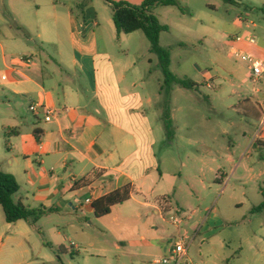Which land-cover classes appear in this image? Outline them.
Here are the masks:
<instances>
[{
  "label": "crops",
  "instance_id": "obj_1",
  "mask_svg": "<svg viewBox=\"0 0 264 264\" xmlns=\"http://www.w3.org/2000/svg\"><path fill=\"white\" fill-rule=\"evenodd\" d=\"M7 1L11 2L9 20L16 31L12 35L0 28V132L9 138L3 159L7 170L1 171L17 179L19 202L31 209H45L49 213L40 222L54 218V224L39 228L38 224L33 226L25 221L6 223L0 229V250L8 251L0 258V264H65L57 250L63 247L65 254L70 253L67 241L75 249L72 255L77 254L80 259V246L64 236L63 229L76 234L88 247H94V242H86L81 220L105 218L95 216L93 205L125 187H130L131 199L123 205L133 203L130 216L133 223L157 226L152 240L144 234L140 237L145 241L141 244L144 257H164L170 240L184 238L192 242L189 257L196 264H264V212L253 213L256 206L251 204L244 214H238L242 203L223 212L219 206L222 197L212 208L207 206L203 210L202 192L210 193L219 187L225 174H218L216 180L200 174L186 176L185 171L194 161L179 153L186 145H197L200 154L195 162L202 164L200 173L204 171L203 165L214 173L212 165L219 167L220 159L236 163L234 148L228 149V154L214 144L190 137L183 138L185 145L179 146L176 138L173 143H165L158 156L155 149L163 140V133L154 121L163 125L161 84L157 92L150 87L137 58L122 61L111 51L112 39L104 36L100 25L92 19L82 23L73 10L65 19H52L49 14L50 19L44 21L38 18L42 0H32L36 9L30 0ZM64 23L69 30L71 64L55 68L44 62L41 51L30 47L21 36L24 32L30 42L40 39L57 43L61 41L59 28ZM126 55L131 56L128 51ZM248 55L264 61V57ZM20 56H32L33 65L21 64L17 60ZM149 62L153 64V59ZM254 83L258 106L263 112L264 84ZM178 89L181 88H176L173 94ZM34 104L54 110L51 122L45 120L41 109L37 113L30 111ZM250 106L247 99L248 113L253 110ZM263 121L264 115L261 124ZM213 135L217 142L219 134ZM258 145H264V141L256 140L252 146ZM18 165L23 169L20 175ZM193 202H198L199 207L192 214H182L185 205ZM123 205L113 207L111 214L115 210L121 212L118 208ZM179 219L186 222L185 236ZM200 224L202 231L194 239ZM131 244L136 243L128 245ZM17 245L21 249L19 254ZM93 259L84 257L83 264H91ZM69 264H76V259L73 257Z\"/></svg>",
  "mask_w": 264,
  "mask_h": 264
},
{
  "label": "rangeland",
  "instance_id": "obj_2",
  "mask_svg": "<svg viewBox=\"0 0 264 264\" xmlns=\"http://www.w3.org/2000/svg\"><path fill=\"white\" fill-rule=\"evenodd\" d=\"M30 1L33 3L32 8L36 9L34 1ZM111 1L139 6L145 0ZM177 2L178 6L160 7L154 11L161 25L168 27V31L161 34L160 44L171 53V71L180 79L194 82L197 87L194 90L178 89L173 94L175 136L171 141L165 137L164 123L162 125L161 121H154L163 133V140L158 143L155 150L160 156L165 143H173L177 138L175 143L184 146L183 138L187 137L206 144H214L228 154L230 153L228 149L233 147L236 163L229 164L225 159H220L219 167L212 165L214 173H211L210 167L206 165H203L204 171L200 173L199 168L202 164L195 162L200 154L197 145H186L179 153L185 156L186 160L194 161L185 171L186 176L194 177L200 174L208 180H216L218 174L221 176L225 174L219 187L210 193L202 192L205 197L204 206L201 207L203 210L207 206L212 208L217 199L222 197L219 206L223 212L228 211L236 203H242L243 208L238 214H244L251 204L257 207L264 200V145L252 146L256 140L264 141L262 140L264 127L260 122L264 111L262 112L258 106L249 64L236 58L231 49L237 48L246 54L264 57V0H177ZM10 5L11 2L7 0L0 2V28L14 35L16 26L9 20ZM70 10H73L82 23L86 19L97 22L104 36L112 39L111 51L122 61L132 62L133 57H136L143 77L157 92L164 77L159 67V59L151 52V44L144 32L118 36L114 28L112 8L103 0H57V3L42 0L38 18L46 21L50 19L49 14H52V19H65ZM59 32L61 41L57 43H47L40 39L30 42V37L24 32L21 37L37 52L41 51L44 62L47 61L51 67L57 68L59 65L63 66V63H70L72 58V49L68 42L69 30L65 23L60 25ZM114 36L116 38L113 40ZM236 36H241L243 41L235 42ZM250 38L256 40L255 46H249ZM127 51L131 55L130 58L126 55ZM150 59H153V64H150ZM83 84L86 85L84 81ZM208 84L212 89L208 88ZM247 99L251 102L252 113L246 111ZM254 109L257 112H254ZM213 133L219 134L217 142L213 139ZM8 140L9 138L0 132V170L4 168L7 170L3 159L7 153ZM16 168L18 174H22V167L18 165ZM20 195L15 196L16 202H19ZM196 204L198 202L187 203L182 214H192V210L199 207V204ZM132 205L131 202L127 203L118 208L122 209L121 212L115 210L111 215L93 220L94 222L81 220L87 234L86 242H94V247H88L89 245L82 243L76 234L63 229V235L71 237V242L80 246L81 252L80 259L77 254L72 255L75 249L67 241L65 245L70 253L59 254L65 264H69L73 257L76 264H83V258L87 256L94 257L91 264H155L154 261L162 256L144 257L141 244H145V241L140 240V237L144 234L149 241L152 240L157 226L134 224L130 219ZM174 210H178L176 204ZM167 219L170 220V217ZM6 223L0 206V229L3 230ZM179 223L185 236L188 234L186 222L179 219ZM51 224H54V218H45L37 226L42 228ZM117 224L122 227H118ZM133 242L136 244L128 245ZM7 251L0 250V258L4 257ZM16 251L18 254L21 252L18 245Z\"/></svg>",
  "mask_w": 264,
  "mask_h": 264
},
{
  "label": "trees",
  "instance_id": "obj_3",
  "mask_svg": "<svg viewBox=\"0 0 264 264\" xmlns=\"http://www.w3.org/2000/svg\"><path fill=\"white\" fill-rule=\"evenodd\" d=\"M103 1L107 2L112 8L113 22L118 34L130 35L139 31L144 32L151 44V52L156 54L159 59V67L164 77L160 88L163 123L167 139L171 141L175 136L171 119L173 91L176 88L194 90L197 85L188 79H180L171 71V53L169 49L162 47L160 44L161 34L168 31V27L161 25L154 11L160 7L178 6V2L177 0H145L141 5L135 6L127 2ZM76 17L78 19V16ZM19 191L20 185L15 176L0 170V206L3 209L6 222L15 224L19 221H25L34 226L49 212L42 208L31 209L21 202H16L15 196ZM130 199V187L118 190L98 200L93 205L95 216L97 218L105 217L111 214L113 207L123 205ZM252 212L255 214L264 212V202L254 207ZM57 253H65V249L61 247L57 250Z\"/></svg>",
  "mask_w": 264,
  "mask_h": 264
},
{
  "label": "built area",
  "instance_id": "obj_4",
  "mask_svg": "<svg viewBox=\"0 0 264 264\" xmlns=\"http://www.w3.org/2000/svg\"><path fill=\"white\" fill-rule=\"evenodd\" d=\"M235 42H242L243 39L241 36H236L234 38ZM249 45H256V40L254 38H250L248 40ZM232 54L240 59L242 62L248 63L250 66V71L252 73L253 81L257 83L264 84V61L257 59L253 56L245 54L241 50L237 48L231 49ZM17 60L23 64L24 66L30 67L34 63V58L32 56H20ZM208 88L212 89V86L208 84ZM42 110L47 122H51L53 119L55 112L53 109L40 104H34L30 107V111L33 113H37L39 110ZM264 127V121L261 124ZM87 204H92V200H87ZM203 226L200 224L194 233V239L199 235L202 231ZM192 243V242H191ZM191 243L186 241L184 238H174L169 241L168 254L160 259L154 261L155 264H196L189 257V250Z\"/></svg>",
  "mask_w": 264,
  "mask_h": 264
}]
</instances>
